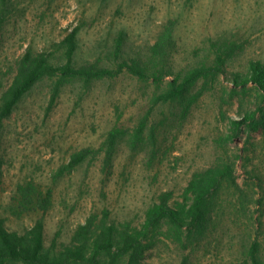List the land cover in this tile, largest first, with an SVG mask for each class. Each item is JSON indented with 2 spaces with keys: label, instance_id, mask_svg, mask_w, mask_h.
I'll use <instances>...</instances> for the list:
<instances>
[{
  "label": "rangeland",
  "instance_id": "1",
  "mask_svg": "<svg viewBox=\"0 0 264 264\" xmlns=\"http://www.w3.org/2000/svg\"><path fill=\"white\" fill-rule=\"evenodd\" d=\"M9 10L0 29V83L7 82L10 63L29 45L52 52V43L77 26L80 63L100 59L109 65L123 31L124 55H143L169 19L177 21L178 69L211 63L216 51L237 47L226 72L209 83L185 116L178 102L154 104V83L129 74L95 79L89 86L70 80L52 106L53 82L38 83L0 132V215L8 218L10 230L23 232L37 217L12 214L11 197L20 183L51 184L73 151L102 147L117 127L123 134L110 177L101 161L90 157L59 179L45 217L48 243L55 238L67 244L93 211L108 209L114 220L140 226L162 193L183 201L193 173L231 161L240 190L221 191L212 231L194 244L185 238L179 243L164 225L147 241L144 264H250L247 254L255 239L264 254V123L257 132L228 140L230 119L259 107L257 114L264 117L259 91L233 89L231 83L251 61L264 63V0H12ZM204 83L200 80L196 89ZM149 111L145 135L132 143L135 125Z\"/></svg>",
  "mask_w": 264,
  "mask_h": 264
},
{
  "label": "trees",
  "instance_id": "2",
  "mask_svg": "<svg viewBox=\"0 0 264 264\" xmlns=\"http://www.w3.org/2000/svg\"><path fill=\"white\" fill-rule=\"evenodd\" d=\"M12 0H0V29L10 18L9 5ZM177 21L169 19L158 32L153 44L145 54L124 55L126 32H121L111 57L106 65L100 59L80 63L75 59L79 48L80 27L72 29L64 39L53 42L52 52L38 50L29 45L24 53L10 63L6 83H0V132L5 120L10 118L19 103L45 79L51 80L52 106L62 88L74 79H82L89 86L95 79L115 78L120 74H129L144 81L153 82L157 87L153 103L181 104L183 116L187 115L194 104L203 95L209 83L217 80L226 72V64L234 54V47H228L226 53H219L211 63L205 62L188 69H178V40L175 36ZM114 63V67L112 64ZM204 85L196 89L200 80ZM231 83L233 89L255 87L264 99V63L253 60L247 71L235 73ZM261 110V108H258ZM259 110L246 111L243 115L230 119L233 140L243 133L257 132L264 123ZM150 111L145 113L135 125L132 143L141 142L145 135ZM121 129L115 127L109 131L102 147L86 146L73 151L69 161L62 164L54 173L51 184H41L36 180L20 183L11 197V211L17 218L36 215L34 225L23 232L10 230L8 218L0 215V264H144L147 241L152 233L167 226L170 234L182 242V238L191 244L205 238L214 225V214L218 205L217 198L225 187L240 190L234 176L235 163L231 161L214 164L193 173L185 187L183 201H173L172 193L164 192L151 205L140 226L112 218L108 209L102 214L93 211L84 223L73 230L67 244L58 243L54 238L47 242L45 217L52 209L57 183L66 173H70L91 157L101 161L103 173L111 176L113 172L115 149ZM103 152V154H102ZM2 161L0 159V174ZM2 175V174H1ZM243 205V204H242ZM247 261L250 264H264L261 243L253 240Z\"/></svg>",
  "mask_w": 264,
  "mask_h": 264
}]
</instances>
